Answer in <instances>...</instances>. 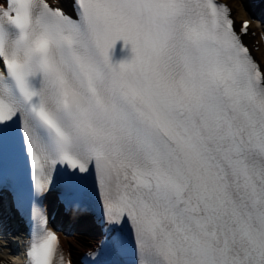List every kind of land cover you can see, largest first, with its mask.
Wrapping results in <instances>:
<instances>
[{
    "label": "snow or ice",
    "instance_id": "6c2138e0",
    "mask_svg": "<svg viewBox=\"0 0 264 264\" xmlns=\"http://www.w3.org/2000/svg\"><path fill=\"white\" fill-rule=\"evenodd\" d=\"M73 7L0 2V191L10 149L30 157L34 198L54 172L91 168L105 222L134 229L135 264H264V67L230 9ZM30 219V264H72L43 212Z\"/></svg>",
    "mask_w": 264,
    "mask_h": 264
},
{
    "label": "bare ground",
    "instance_id": "6f19581e",
    "mask_svg": "<svg viewBox=\"0 0 264 264\" xmlns=\"http://www.w3.org/2000/svg\"><path fill=\"white\" fill-rule=\"evenodd\" d=\"M51 1L54 2V1H59V0H51ZM224 1H226L229 4L230 12L237 20L248 16L246 10L243 8L242 0H224ZM60 2L62 3V5H65V6H68V4H69L68 0H60ZM253 27H256V26L253 25ZM259 33L260 32H258V37H259ZM245 38L247 40H251L252 42L255 41V38L252 37L251 30L246 33ZM256 52H257V55L262 60V63L264 65V54H263L262 50H257ZM71 241L74 242L72 237H70V236L66 237L65 244L67 247H70ZM78 244H79V247L82 246L81 243H78Z\"/></svg>",
    "mask_w": 264,
    "mask_h": 264
},
{
    "label": "rangeland",
    "instance_id": "374dc122",
    "mask_svg": "<svg viewBox=\"0 0 264 264\" xmlns=\"http://www.w3.org/2000/svg\"><path fill=\"white\" fill-rule=\"evenodd\" d=\"M79 240L82 241V242H84V243H87V241H89L85 237H81Z\"/></svg>",
    "mask_w": 264,
    "mask_h": 264
}]
</instances>
